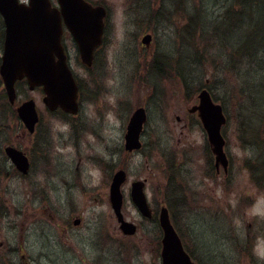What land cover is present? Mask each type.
Returning a JSON list of instances; mask_svg holds the SVG:
<instances>
[{
  "label": "rangeland",
  "instance_id": "1",
  "mask_svg": "<svg viewBox=\"0 0 264 264\" xmlns=\"http://www.w3.org/2000/svg\"><path fill=\"white\" fill-rule=\"evenodd\" d=\"M88 1L108 10L93 67L80 62L69 33L62 38L79 87L76 114L49 111L42 90L26 84L9 104L0 78V264H162L161 206L197 264H264V0H242L243 13L239 0ZM2 36L0 20V53ZM201 88L227 117L226 172L216 171L206 133L188 113ZM28 98L40 118L33 134L16 113ZM139 106L142 146L128 152L124 134ZM8 145L29 155L28 176L4 153ZM118 169L134 235L121 232L110 205ZM135 180L145 181L153 218L130 198Z\"/></svg>",
  "mask_w": 264,
  "mask_h": 264
},
{
  "label": "water",
  "instance_id": "2",
  "mask_svg": "<svg viewBox=\"0 0 264 264\" xmlns=\"http://www.w3.org/2000/svg\"><path fill=\"white\" fill-rule=\"evenodd\" d=\"M57 4L58 6H53L50 0H28L27 3L0 0V15L4 22L0 76L9 103L14 104L17 97L15 82L25 78L30 90L35 87L42 88V101L50 111L59 107L65 112L75 114L78 111V87L61 42L62 25H65L75 41L80 61L90 67L93 52L102 40L106 11L102 5H92L87 0H57ZM149 40V34L142 38V42L146 44ZM189 111H197L214 155L215 166L218 168L221 165L226 172L228 159L224 151L225 140L221 134L226 117L222 106L214 103L209 92L202 89L198 93V104ZM16 112L24 126L32 132L38 120L34 100H24L16 107ZM145 120V108L137 107L126 127V150L140 148L139 137ZM4 151L19 171L27 172V157L21 150L6 146ZM124 180V170L114 173L109 187V200L120 230L124 234H134L135 224L125 220L121 212L120 186ZM143 187V181L131 183V200L142 216L151 217ZM158 222L162 230V264H196L184 249L170 221L167 207L160 208ZM73 224H79V219H75Z\"/></svg>",
  "mask_w": 264,
  "mask_h": 264
},
{
  "label": "trees",
  "instance_id": "3",
  "mask_svg": "<svg viewBox=\"0 0 264 264\" xmlns=\"http://www.w3.org/2000/svg\"><path fill=\"white\" fill-rule=\"evenodd\" d=\"M248 1H250V0H248ZM252 1H254V2H256V3H259V1H261V0H252ZM239 2L241 3V7H240V9H242L240 12H244L246 9L245 8H242L243 6H242V4L244 5V6H246V3H244V1H242V0H239ZM226 9V8H225ZM241 13V14H242ZM233 14H235V17L233 18L232 16H233ZM227 17H228V19L229 20H231V19H235L236 17H237V14L234 12V10H233V6H231V5H229V7H227ZM242 19V16L241 17H239V19ZM238 19V18H237ZM240 19V20H241ZM232 21V20H231ZM18 84H25L24 83V81H20V82H18Z\"/></svg>",
  "mask_w": 264,
  "mask_h": 264
},
{
  "label": "flooded vegetation",
  "instance_id": "4",
  "mask_svg": "<svg viewBox=\"0 0 264 264\" xmlns=\"http://www.w3.org/2000/svg\"><path fill=\"white\" fill-rule=\"evenodd\" d=\"M151 1H152V3H150V5H153V0H151ZM107 16H108V10H107V8H106V16H105V18H106ZM147 19H149L150 23H151V21H153V7H152V16H151V15L148 16ZM147 33H149V32H147ZM149 34L151 35V38H152V34H151V33H149ZM150 41H151V40H150ZM98 48H100V46H99ZM98 48H97V49H98ZM192 114H195V113H192ZM177 119L180 120L179 117H177ZM39 123H40V118H39L38 122L36 123V125H35V130H34V132H32V134L35 133L37 127L39 126ZM26 131H27V130H26ZM27 132H28V131H27ZM28 133H29V132H28ZM24 134H25V133H24ZM25 135H26V134H25ZM25 154H26V153H25ZM26 156H27L28 161H29V170H28V172H27L26 174H23L24 177L28 176L29 173H30V170H31V163H30L29 155L26 154ZM216 171H217V170H216Z\"/></svg>",
  "mask_w": 264,
  "mask_h": 264
}]
</instances>
